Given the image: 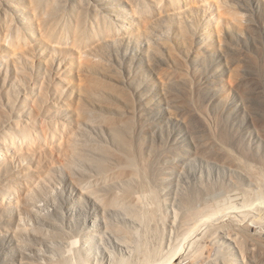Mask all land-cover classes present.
<instances>
[{"label": "rangeland", "instance_id": "374dc122", "mask_svg": "<svg viewBox=\"0 0 264 264\" xmlns=\"http://www.w3.org/2000/svg\"><path fill=\"white\" fill-rule=\"evenodd\" d=\"M136 235L264 264V0H0V264H139Z\"/></svg>", "mask_w": 264, "mask_h": 264}, {"label": "bare ground", "instance_id": "6f19581e", "mask_svg": "<svg viewBox=\"0 0 264 264\" xmlns=\"http://www.w3.org/2000/svg\"><path fill=\"white\" fill-rule=\"evenodd\" d=\"M79 31V35H80V33L81 34H83L82 33V29H81V31H80V29L78 30ZM84 32V31H83ZM77 34H78V32H77ZM77 36V35H76ZM83 36H84V34H83ZM77 37H79V36H77ZM16 45V44H15ZM14 47V46H13ZM15 49V48H14ZM176 118V117H175ZM140 167V166H139ZM141 167H143V166H141ZM140 169V168H139ZM141 170L143 171H145V168L143 167V168H141ZM132 175H131V178H136V174L135 173H133V171H132V173H131ZM199 178V177H198ZM201 178V177H200ZM199 178V179H200ZM204 180V179H203ZM252 180V179H251ZM197 181V180H196ZM199 181V180H198ZM201 181V180H200ZM205 182V181H204ZM211 184V183H210ZM213 184V183H212ZM200 186V188L198 189V192H200V194H198L197 193V189H195V187H194V189L195 190H193V191H190V193H187L186 191H185V193H187L183 198H185V201H184V199H183V201H184V203H185V206H186V216H185V220L183 221V224L185 225L186 224V222H188V221H190L191 219H193V218H195V217H197V215H199L198 213H200V211H198V209L196 208L195 209V201H198L201 197H202V195H203V193L204 192H208V193H210V191H211V189L209 190V187L208 186H210V185H208V183L206 184V186H207V188L204 186L203 187V184H202V182H201V184H198L197 183V186ZM205 185V184H204ZM215 184H213L212 186H213V188L214 187H216V185L214 186ZM211 187V186H210ZM217 188V187H216ZM149 191H150V193H148L147 194V191H146V193H145V195H144V197H145V200H147V199H149L150 200V198H155V191L154 190H152V188H149ZM213 192V191H212ZM143 193V194H144ZM207 193V194H208ZM213 193H215V192H213ZM211 194V193H210ZM204 196V195H203ZM137 197H139V196H137ZM147 198V199H146ZM198 203V202H197ZM132 208L134 209L135 208V210H136V212H137V215L136 214H134L133 216L137 219V220H139L140 221V224H142L141 226H143V229L144 230H146L147 229V226L149 225V222L151 221V220H153V218H154V216H155V213H154V211L152 210V209H150V207L148 206V205H146V203H144V204H142L141 203V196H140V198H137L136 200L135 199H133V205H132ZM201 210V209H200ZM232 212V211H231ZM234 212V211H233ZM223 214V213H222ZM226 214V213H225ZM231 214L232 213H227V215L230 217L231 216ZM127 215V214H126ZM125 215V216H126ZM220 215V214H219ZM233 215V214H232ZM222 216H224V215H222ZM213 217V216H212ZM211 217V218H212ZM216 217V216H215ZM234 217V216H233ZM128 218H130V219H133V218H131V217H128ZM222 218V217H221ZM216 219V218H215ZM219 219H220V216H219ZM232 219V218H231ZM203 221V220H202ZM209 221V220H208ZM207 221V222H208ZM210 221H213V219L212 220H210ZM253 221V220H252ZM206 222V221H205ZM204 222V223H205ZM202 224V223H201ZM213 224H214V222H213ZM212 224V226H214ZM239 225V224H238ZM207 226H211V223L208 225L207 224ZM244 227V226H243ZM246 227V226H245ZM201 228V227H200ZM263 234V233H262ZM138 235H136V237H137ZM139 237V236H138ZM138 241H137V246H136V253L139 255V258H138V256H137V259H139L138 260V262H139V264H145V263H147L148 261H151L150 259L152 258L151 256H157L158 254L157 253H155V251L153 252V251H151L150 252V250L148 249V247H146L147 245V241H146V237L143 235V236H141V237H139V239L138 238H136ZM230 239V238H229ZM117 240H119V239H117ZM116 242H118V244H120L121 245V242H120V240L119 241H116ZM233 244H234V246H236V243L233 241ZM159 252V251H158ZM157 254V255H156ZM133 255H135L134 254V252H133ZM133 255H132V257H133ZM136 256V255H135ZM131 257V258H132ZM158 257V256H157ZM154 258V257H153ZM133 260L135 259V257L134 258H132ZM134 261H136V260H134ZM144 261H146V262H144ZM137 261H136V263H138Z\"/></svg>", "mask_w": 264, "mask_h": 264}]
</instances>
